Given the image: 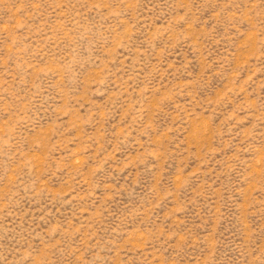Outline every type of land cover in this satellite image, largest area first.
I'll list each match as a JSON object with an SVG mask.
<instances>
[{
	"label": "rangeland",
	"instance_id": "1",
	"mask_svg": "<svg viewBox=\"0 0 264 264\" xmlns=\"http://www.w3.org/2000/svg\"><path fill=\"white\" fill-rule=\"evenodd\" d=\"M0 264H264V0H0Z\"/></svg>",
	"mask_w": 264,
	"mask_h": 264
}]
</instances>
